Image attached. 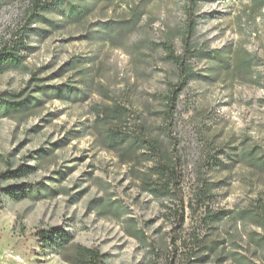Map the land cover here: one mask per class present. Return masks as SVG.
<instances>
[{"label":"rangeland","instance_id":"rangeland-1","mask_svg":"<svg viewBox=\"0 0 264 264\" xmlns=\"http://www.w3.org/2000/svg\"><path fill=\"white\" fill-rule=\"evenodd\" d=\"M46 3L0 0V94L38 100L0 117V264H264V4Z\"/></svg>","mask_w":264,"mask_h":264},{"label":"trees","instance_id":"trees-1","mask_svg":"<svg viewBox=\"0 0 264 264\" xmlns=\"http://www.w3.org/2000/svg\"><path fill=\"white\" fill-rule=\"evenodd\" d=\"M30 1H31V7L30 8H31V14L32 15L38 14L42 11H45L51 5V3H46V0H30ZM197 1L198 0H189V2L191 4H194ZM255 1H257L260 4H264V0H255ZM73 12H74L73 8H71V12L69 14L73 15ZM186 25H187L186 42H187V46H188L189 45L188 41L196 29L195 16L193 15V13L191 11H189L188 18L186 21ZM170 54H171L172 58L178 62L176 55H174L173 52H170ZM21 63H22V59H21L20 55L18 54L16 47H12L9 45H4V46L0 47V71L4 70L8 66H13V65L14 66H20ZM179 66H180V83L175 88V92H177V93L180 92L186 86L189 78L197 76L196 73H194L192 70L189 71L183 62H180ZM62 91H64V90H62ZM62 91H60L58 93L57 90H55V92L57 94L62 95V96H66L67 94L62 93ZM20 98H21V95H19L17 93H10V95L7 93L0 94V117L7 116L12 111H23V110L27 109L28 107L32 106V104L38 103V100H36L37 102L34 101L32 103L31 98H27V99H23V100ZM176 100H177L176 94H173L167 98L168 109H169L168 110L169 111L168 116L169 117L172 116V112L175 108ZM30 101L32 104H30ZM156 147L157 148L155 149V146H154V150L155 151L157 150L159 152L158 154H161L160 146L156 144ZM147 150L152 155V152L148 148H147ZM160 157L162 158V155H160ZM165 161L168 162L167 160H165ZM159 167L164 168L165 170H169L168 164H166V163H164V165L159 166ZM23 171H24V168L18 167L15 170H11V171H7L5 173H2V175H6V174H7V176L18 175L19 173H21ZM8 174H10V175H8ZM28 188L29 187L22 185V186L16 187V188L5 189L4 192H7V193L12 194L14 196H23V195L28 193V191H29ZM170 188H171L170 181L167 180V181H164V182L156 185V187L152 188L151 190L155 194H168L171 192ZM205 197H207L206 189H202L201 193L199 195V198L202 199ZM56 234L51 232V231L48 233H45V234L43 233L44 238L46 240H49V242L61 244V242H60L61 240L59 237H57ZM76 263L77 264H105L103 262L102 255L96 249L85 248V247L80 248Z\"/></svg>","mask_w":264,"mask_h":264}]
</instances>
